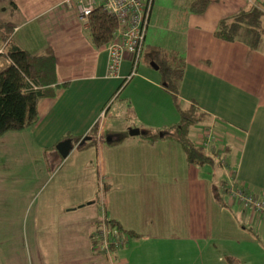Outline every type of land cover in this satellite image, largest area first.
<instances>
[{"label":"crops","instance_id":"crops-1","mask_svg":"<svg viewBox=\"0 0 264 264\" xmlns=\"http://www.w3.org/2000/svg\"><path fill=\"white\" fill-rule=\"evenodd\" d=\"M193 1L152 0L144 44L184 55L178 99L196 101L207 116L192 138L199 141L208 123L215 132L208 148L214 162L202 166L187 163L170 138L150 142L140 132L115 144L99 139L177 121L173 95L152 61L128 78L126 54L111 71L107 45L92 44L74 0H0V24L12 25V39L53 53L60 81L68 82L40 101L34 124L0 136L24 135L15 147H29L36 159L42 154L47 166L25 171L16 157L7 172L0 169V180L10 176L28 192L22 204L32 210L31 264H264V217L213 190L234 177L264 194V37L254 47L214 35L219 20L248 0H209L199 12ZM136 89L138 97L131 95ZM95 124L96 144L79 149ZM64 137L79 141L61 157L52 146ZM103 216L133 232L112 257L95 240Z\"/></svg>","mask_w":264,"mask_h":264},{"label":"trees","instance_id":"trees-1","mask_svg":"<svg viewBox=\"0 0 264 264\" xmlns=\"http://www.w3.org/2000/svg\"><path fill=\"white\" fill-rule=\"evenodd\" d=\"M208 1L194 0L190 7L193 11H202ZM102 7V5H97L88 17L87 34L95 47L109 43L117 26L114 16ZM263 15L262 9L249 4L248 7L221 18L214 30V35L228 41L241 40L256 47L264 37ZM11 30L10 23L0 24V46H4L0 56L7 61L0 67V136L8 130L23 129L34 124L38 120L40 101L47 96H54L58 88L68 85L67 81H60L53 53L29 51L21 47L12 39ZM144 60L152 61L157 65L160 71V85L172 93L178 119L163 129L142 128L141 137L150 142L159 138L173 139L181 145L187 163L199 166L213 163L214 156L208 151L212 141L208 146H205L199 141H195L190 135V128L196 123L204 121L207 116L200 110L196 101L185 102L178 99L179 82L185 64L184 55L176 50L166 49L155 44L147 48L143 41L136 73L140 63ZM112 134V132H105L101 140L115 144L124 139L128 135V131L119 133V138H110L107 141L106 136L112 137ZM96 135L97 125L95 124L86 135V139L82 138L77 147L82 149L96 144ZM78 139L72 137L75 143L79 141ZM54 146L55 144L52 147ZM104 187L105 190L108 185H104ZM239 187L248 190L244 186L239 185ZM213 190L218 196L224 192L222 184L219 185V189L214 188ZM106 219L110 226L122 230L129 240L133 234L130 229L123 228L115 219L110 217ZM95 240L98 243L97 237ZM120 247L122 246L113 245L111 254L102 251L112 257Z\"/></svg>","mask_w":264,"mask_h":264},{"label":"built area","instance_id":"built-area-1","mask_svg":"<svg viewBox=\"0 0 264 264\" xmlns=\"http://www.w3.org/2000/svg\"><path fill=\"white\" fill-rule=\"evenodd\" d=\"M75 7L79 18L88 20L89 14L97 5H102L103 8L112 16H114L117 26L113 32V36L109 43H107L110 54L111 71L117 70L120 63L129 55L130 68L127 77L130 78L136 73V66L140 59V52L142 43L144 41L152 0H74ZM253 2V0H251ZM258 1V0H256ZM70 5V0L66 1ZM260 9L257 2L255 3ZM3 52V46H0V53ZM104 110H102V115ZM207 131V130H205ZM213 134L203 136L199 142L208 146L213 140ZM220 162L224 163L221 158ZM224 192L231 198L236 199L242 205H248L254 210L264 207V200L256 194L240 188L236 179L229 177L226 182L222 183ZM262 204V205H260ZM264 213V210H263ZM96 237L98 238V248L104 252L111 254L112 246H122L127 242L128 236L122 230L115 226H110L108 222L100 221Z\"/></svg>","mask_w":264,"mask_h":264},{"label":"rangeland","instance_id":"rangeland-1","mask_svg":"<svg viewBox=\"0 0 264 264\" xmlns=\"http://www.w3.org/2000/svg\"><path fill=\"white\" fill-rule=\"evenodd\" d=\"M66 1L67 0H65V2ZM248 2H249L248 4H253L254 6H257L255 5V3L257 2V4L260 7L264 8V0H258V1L253 0V2L251 0H248ZM154 3L157 5L161 4V5L169 6L168 0H154ZM262 19H263L262 22L264 24V15ZM6 63H7L6 60L4 59H2V61L0 60V67L5 65ZM141 64L142 65L147 64L148 66V64H150V61L146 62L144 60L141 62ZM155 71L156 72L158 71L160 73L159 70H155ZM138 91L139 89L133 90L131 95L137 96ZM122 95L123 96L127 95V90H124V93H122ZM164 101L165 100L162 99L159 102H164ZM198 123H196L190 128V135L192 131V135H191L192 137L194 136L193 135L194 126H196ZM200 131L197 139L199 141L203 139V136H207L208 133H211V138H212V134H213V138L215 137V132L212 123L211 124L208 123ZM100 135L102 136V133ZM98 138L99 137H97V139ZM25 139L26 138L24 135H20L17 138L7 137L5 140L0 139V169L2 173H5L10 169V166L15 162L16 157L21 160L19 165L25 171L37 170L39 172H43L47 170L46 164H43L44 161L42 154H41V159H36L35 151L31 150L29 147L27 146L15 147L16 143L25 141ZM233 178L234 177H231V179ZM227 179H225L224 181L226 182ZM24 193L26 194L24 195ZM27 193L28 192H24L22 190L19 192L18 182L16 183V181L12 180L10 176L0 180V264H31L30 255L32 249V243H31L32 235H31L30 216L32 210H30V205L24 208V205L22 204L23 200L26 198V196H28ZM256 195L264 200V194L261 195L256 194ZM242 208H250V206L243 204ZM263 210L264 207L259 208V210H257V212L262 217H264ZM27 215H28V222L25 221ZM106 218L107 216H103L102 222H108ZM72 220L75 221L77 219L74 218Z\"/></svg>","mask_w":264,"mask_h":264},{"label":"water","instance_id":"water-1","mask_svg":"<svg viewBox=\"0 0 264 264\" xmlns=\"http://www.w3.org/2000/svg\"><path fill=\"white\" fill-rule=\"evenodd\" d=\"M153 64H154V67L157 68V65L155 63H153ZM140 132H141V130L139 128H130L128 130V133L131 135H135V134H138ZM85 139H86V136L83 137V140H85ZM106 140L109 141L110 137L106 136ZM72 148H73V140L71 137H64V138L58 140L55 144V152L61 157L67 156V154L70 152V150Z\"/></svg>","mask_w":264,"mask_h":264}]
</instances>
